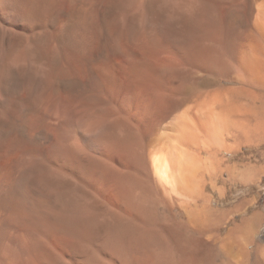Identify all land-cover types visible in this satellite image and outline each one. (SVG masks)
Segmentation results:
<instances>
[{
	"label": "rangeland",
	"instance_id": "rangeland-1",
	"mask_svg": "<svg viewBox=\"0 0 264 264\" xmlns=\"http://www.w3.org/2000/svg\"><path fill=\"white\" fill-rule=\"evenodd\" d=\"M32 1V5L27 8H14L8 4L0 6L2 12H0V63L3 62L0 68V100L5 97L4 99L8 103L7 108L3 111L0 106V117L2 116L0 127L4 123L9 128L6 133L0 132V182L2 184L0 187L2 188L10 186L12 180L18 175L31 167L41 165V162L44 163V161L49 162L52 159L53 162H66L74 167L81 164L83 155L71 156L59 151V144L57 145V143L61 137L60 129L62 133L69 129L68 132L72 139H70V144L72 143L73 146L76 145L74 142H77L88 154L100 155V148L107 141L105 137L108 134V138L110 137L115 118H117L111 116L110 118L113 120L105 121L102 119L105 123L97 121L100 106H103L102 104L105 102H109L113 107L120 109L123 105H127L126 110L129 116H132L133 121L138 124L141 122L142 124L151 123L154 119L161 118L179 96L173 91L176 81L179 80L178 74L183 70L187 71L186 73L182 72L185 75L190 74L192 70L193 73L197 70L194 75L196 78L208 72L205 67L204 69H202L203 66L201 68L199 56L193 55V58L191 55H182L181 44L192 42L201 37L211 38L218 45L222 42L221 46L224 42L219 32L217 13L213 10L205 12L206 9H203L204 20L201 26L184 27L181 25L175 32L159 33L157 36L154 26L151 25L155 14L152 11L153 2L150 0ZM255 2L253 11L248 4H243L238 12L240 18L238 21L230 19L231 24L236 22L234 25L241 29L253 28L258 23L256 21H260V18L264 20V0H256ZM155 4L157 6V3ZM108 9L112 10L108 12ZM145 10L150 21L144 20ZM67 12L80 14L78 15L77 29L74 28V31H71L72 37L76 39L72 45L62 44L59 40V33L68 24L66 23L68 21ZM54 16H57V24L53 26L50 21ZM26 25H32L27 32L28 34L25 36L17 35L16 33L24 31ZM35 32L45 34L46 39L40 51L34 53V56L26 62L15 63L14 59L23 48L22 41L28 40L34 44ZM256 36L248 35L241 40V43L243 54L247 59L251 57L250 66L254 65L250 73L260 75L259 70L264 66V39L262 41ZM156 40L159 43L158 47L153 46ZM223 47L225 49L222 48V50H227L225 46ZM54 55H59V66H55L52 62ZM89 59L96 65L98 64L97 66H106L113 62L118 70L117 82L110 86L106 79L103 80L102 73L96 71L91 74L89 62H87ZM217 59L215 65L221 64L222 61ZM197 63H199L197 67L200 70L196 67ZM260 64L262 65L260 66ZM134 66H137L135 77L130 74ZM8 67H11L12 70L9 71ZM14 69L25 76V82L5 94V86L12 82ZM69 74H73L74 78L78 77L84 81H87V78L88 80L92 78L89 86L92 85L93 89L88 86L85 90L73 91L67 83L60 79L70 76ZM177 82L179 83V81ZM58 86L59 89H57ZM18 91L20 92L18 93ZM201 91L203 92L201 95L197 98L195 96L188 99L182 106L183 108L175 111L164 121L155 135L150 137L152 139H149L148 151L159 152L158 154L161 153V155L169 154L168 157H171L174 154L172 152L183 149L182 151L189 154L194 161L188 186L179 197L180 201L177 203V207L175 205V211L186 213V218L190 216V218L194 217L193 219H195L205 212L206 208L203 209L204 203L202 204V202H204L205 197L210 196L212 206L223 208L222 210L226 212L224 223L226 229H237L235 236L240 235L238 242L241 241L245 245L248 238L252 236L264 245V113L259 112L261 103L246 94L243 84L238 78L222 81L221 84L216 82L214 85L202 86ZM33 97L35 98L33 99ZM148 99H151L149 104H154L150 108H148V104L147 106L144 105V101ZM32 106L33 108L30 110L29 107ZM94 108L95 110L100 109L96 113L93 112L97 118L96 121L92 120V122L87 114L89 110ZM66 113L70 114L67 115ZM26 114L27 116H25ZM45 114L46 116H44ZM27 117L29 118L27 119ZM21 118L26 119L24 121L27 126L28 137L22 135L21 130L18 129L19 124L24 122ZM195 118L204 120L205 128L200 129ZM13 126L17 127L14 128ZM39 126H41L40 129L37 128ZM43 129L47 133L51 132L52 141L41 137L37 142H33L31 138H34L37 132ZM211 134H213L212 137ZM54 137H58L57 140ZM54 141L56 142L54 143ZM38 142L40 143L38 144ZM92 170H90L88 181L83 182V190L86 188L88 193L93 194L97 198V203L99 201V204L114 206L112 196L116 189L110 182V184L104 185V190L103 187L95 185L96 177L95 174L92 175L94 173ZM93 177L95 178L92 179ZM2 180H4V185ZM63 182H67V180L64 179ZM139 183L140 186L144 184L141 194L151 198L149 192L145 191L144 193L146 184L141 181ZM204 195L207 196L204 197ZM199 198L202 202L199 201ZM227 244L233 247L234 251L237 250V243L234 242V239H229ZM238 252L236 255L241 257V251Z\"/></svg>",
	"mask_w": 264,
	"mask_h": 264
},
{
	"label": "bare ground",
	"instance_id": "bare-ground-1",
	"mask_svg": "<svg viewBox=\"0 0 264 264\" xmlns=\"http://www.w3.org/2000/svg\"><path fill=\"white\" fill-rule=\"evenodd\" d=\"M150 1L153 2L152 11L155 14L151 25L154 26L153 28L157 36H159V33L175 32L181 25L184 27L201 26L204 20L203 9H206L205 12L207 10L215 11L217 13L221 39L222 41L224 40L223 46L227 50H222L224 48L221 46L222 42L218 45L211 38L201 37L192 42L182 43L180 48L182 55L199 56L202 60L199 59L201 68L202 66V69L205 67L208 72L201 77L195 78L194 75L197 70H194V73L192 70L190 74L187 73L185 75L182 74L184 71L182 69L183 71L178 74L179 80L177 81L179 83L176 81V86L173 90L175 91L174 94L179 96L161 118L154 119L151 123L145 122L142 124L141 122V124H138L136 121H133L134 118L129 116L126 110L127 105H123L120 109L113 107L109 102H105L102 104L103 106H100L101 109H88L89 113L87 115H89L91 121H96L97 117V121L100 122H103L102 119L105 121L113 120V118H110L111 116L117 117L113 124V131H111L112 133L110 132V137L108 138L109 134L105 137L107 141L100 148V155L94 153L88 154L77 142H74L76 145L73 146L72 143L70 144L71 136L68 132L69 129L63 133L60 129L61 137L57 143V145L59 144V151L71 156L83 155L81 164L74 167L66 162L56 163L51 161L52 159H49V162H41V165L31 167L26 172L18 175L12 180L13 182L10 186L6 188L0 187V264H264V245L256 241L252 236L248 238L245 245L241 241L238 242L240 235L235 236L237 229H226L224 224L226 212L222 210V207V209L213 207L210 196L204 195V197L207 196L203 199L204 202L200 200L201 197L199 198V201L202 204L204 203L203 209H206L204 210L205 212L203 211V214L198 215L195 219H193L194 217L190 218L189 214V217L186 218V213H178L174 210L175 205L177 207V203L180 201L179 197L183 190H186L187 183L192 175L194 161L189 154L182 151L183 149L172 152L174 154L171 157H168L169 154H158V151V153L148 151L149 139H152L150 137L154 136L164 121L180 109L188 99L195 96L197 98V96L201 95L203 93L201 91L202 86L214 85L216 82L221 84L222 81H231L233 78H238L241 80L246 94L260 101L259 112L264 113V66L259 67L260 75L256 73L251 74L250 72L253 70L252 67L254 65L250 66L251 57L247 59L243 54L241 43V40L248 35H257L263 41L264 20L260 18V21H256L258 23L253 28L245 27L244 29L236 27L234 25L236 22L234 24L230 22V19L238 21L240 18L238 12L243 4H248L251 11H253L256 0ZM32 2V0H0V6L8 4L14 8H27L32 5ZM155 3H157V6ZM78 15L80 14L67 12L68 21L66 23L68 24L59 33V40L62 44L72 45V42L76 40L72 37L71 31L74 28L77 29L79 24ZM143 15L144 20L150 21L146 10ZM50 23L53 26L56 25L57 16H54ZM31 26L26 25L23 32L16 34L19 36L27 35ZM45 39V34L35 32V36L33 37L34 44L28 40L26 42L22 41L23 48L14 59V62L23 63L29 60L34 56V53L40 51ZM154 44L153 46H159L157 40ZM261 44L263 46V43ZM217 58L222 62L215 65ZM59 59V55L53 56L52 62L55 66L58 65ZM87 62H89L88 66L91 74L96 71L102 73L101 75L105 77H103V80L106 79L110 86L117 82L118 70L113 62L106 66H97L98 64L96 65L90 59ZM2 64L3 62L0 63V68ZM198 64L196 67L199 66ZM10 69L11 67L9 71L12 70ZM197 69L200 70L198 67ZM136 72L137 66H134L130 74L135 77V74L137 75ZM184 72L186 73L187 71ZM13 73L12 82L5 86V94L25 82V76L20 71L14 69ZM100 73L98 74L100 75ZM69 75L60 79L76 92L85 90L92 79L88 80L86 76L87 81H84L80 78L78 79V77L74 78L73 74ZM218 77H220V80L217 79ZM59 86L61 87V85ZM59 86L56 88L59 89ZM90 88H92V85ZM91 92L89 93L91 94ZM35 94L37 93L35 92ZM50 96L52 95L50 94ZM4 98L0 100L2 111L8 105ZM150 101L151 99L144 101V105L147 106L148 104V108L154 105L149 104ZM29 108L31 110L33 106ZM99 109L100 112L95 118V113ZM23 113L25 114V112ZM66 114L69 115L70 113ZM195 119H197V125L200 129L205 128L204 120ZM24 120L26 121V119ZM25 121L19 124L18 129L21 130L22 135L28 137ZM208 121L210 122V120ZM206 124L209 125V123ZM197 125L196 127H198ZM37 128L40 129L41 126ZM8 131V125L6 127L3 123L0 127V132L6 133ZM181 132L183 133V131ZM41 137L52 141L53 136L51 132L47 133L43 129L39 130L34 138L31 139H33V142H37ZM19 138L21 141L23 140L21 136ZM57 138L55 139L57 140ZM175 148L177 149V146ZM80 152L82 154H78ZM51 156L54 157L53 155ZM90 170L94 172L92 175L95 174L96 178H92H95V185L103 187L104 190V185L106 186V183L110 182L113 188L116 189L115 194L112 196L114 206L102 205L99 204V201L97 203V198L93 194L88 193L86 188L83 190V182L86 183L88 181ZM64 179L67 182H63ZM4 180H2L3 185ZM140 181L146 184L144 193L145 191L149 192L151 198L148 196L144 197L141 194L144 184L141 187ZM229 239H234V242L237 243V250L234 251L233 247L227 244ZM238 251H241V257L236 255Z\"/></svg>",
	"mask_w": 264,
	"mask_h": 264
}]
</instances>
